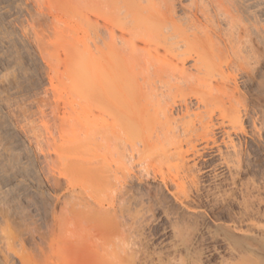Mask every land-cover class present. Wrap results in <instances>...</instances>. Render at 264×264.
I'll return each mask as SVG.
<instances>
[{
  "label": "bare ground",
  "instance_id": "bare-ground-1",
  "mask_svg": "<svg viewBox=\"0 0 264 264\" xmlns=\"http://www.w3.org/2000/svg\"><path fill=\"white\" fill-rule=\"evenodd\" d=\"M186 1L28 0L27 6L32 3L35 9L30 14L33 45L24 44L40 55L48 71L46 94L63 102L64 112L59 120L46 121V116L39 125L43 130L27 138L31 153H39L45 164L47 179H43L48 180L52 192L45 194L49 199L44 195V208L38 217L35 214V220L24 208L12 210L6 200L4 206L11 210L0 206V264H264V198L256 181V186H251L255 194L250 199L249 195L240 198L243 202H237V212L225 208L230 205L229 192L212 193L210 205L204 209L200 192H184L177 179L176 183L169 180L175 187L168 198L167 193L149 196V184L145 190L141 185L139 191H144L134 194L138 190L134 178V192L131 180L127 181L133 166L129 168L128 161L140 152H157L149 155L158 159L156 165L161 168L176 167L178 171V164H172L178 159L181 172H192L188 151L181 152L180 145L186 143L192 156L200 154L191 144L187 124L179 123L184 117L194 114L198 119L196 141L204 144L202 150L210 148L209 142L216 145L217 132L231 139L222 121L213 122L216 112L240 124L235 105L239 101L236 72L254 63L241 56L239 33L246 28L236 10L239 0ZM219 19L228 26V38L219 33ZM250 51L257 59L255 51ZM223 101L224 109L219 107ZM178 125L184 127L182 133L177 131ZM5 158L9 161L12 156ZM40 158L37 161H42ZM108 159L114 161L115 170ZM14 160L16 165L18 160ZM9 162L3 161L1 166ZM15 165L13 162L14 169ZM6 167L0 172L13 170ZM141 169L143 173L152 171ZM157 173L165 178L160 169ZM190 177L184 181L192 187L197 180ZM165 181L162 179V186L168 190L171 184ZM158 191H154L156 195ZM2 193L7 199L6 191ZM168 199L174 206L168 207ZM151 236L161 238L156 240L159 244L154 246Z\"/></svg>",
  "mask_w": 264,
  "mask_h": 264
},
{
  "label": "rangeland",
  "instance_id": "rangeland-1",
  "mask_svg": "<svg viewBox=\"0 0 264 264\" xmlns=\"http://www.w3.org/2000/svg\"><path fill=\"white\" fill-rule=\"evenodd\" d=\"M186 2H187L186 0H183V3H186ZM27 4H30V3H28V0L27 1L26 0H0V158H1L0 159V168L1 167L3 168L7 165V167L5 168V170H6L9 167V164L12 163V164H10L12 168H10V167L9 168L16 171V172L13 170L10 171L8 169L6 172L9 171V173H7V174H6V172H4L2 170L0 172V174H1L0 175L1 176L0 177V184H1L0 185V187H1L0 188V195L2 192L4 193L6 191V193H4V194L7 198V199H5V197L2 195L0 196V201H1L0 204L2 203V205H0V206H2L1 210L6 208L5 207L6 205L4 204V202L6 200V204L8 203L7 204L8 206H10L11 208L14 207L12 210H17L18 209L17 207H19L18 211H22V208H24V211H26L25 213H28L29 215L31 214V216H34L33 220H35L36 219L35 216L37 215V217H38L39 212H41V210L44 208V206H43L44 202H45L44 195L46 194V192L51 194L52 190H49L50 186H47L48 180H46V182H45V179H43L44 176L47 175L46 174L47 172H46L45 164H44L42 158H40L38 156L39 153H38V155L36 153L32 154L33 148L27 142H28V139L31 138L32 135L34 136L35 133H36L35 135H38L37 131L39 129L43 130L42 127L39 128V125L41 122H43V120L46 119V116L48 119L46 121H49V119L51 120L53 117H55L59 120V117L64 112V108H63L64 104L62 106L63 102L60 101L61 102L60 103L59 101L52 98L53 96L51 97V95H52L51 93L46 94V90L49 88L47 68L45 67V64L42 61L40 55L37 54V52L34 48L32 49V51L30 50L31 49L30 47H29L30 48L29 50H27L28 48L26 49L27 45L31 46V44L33 43V42H31L32 41V35L30 33V28L33 25V23H32L33 20H32V17L30 16V14H32V12L35 10V9H33L34 7H33L32 3H31V5H32L31 8L28 7L31 5L27 6ZM237 4L238 5H237L236 10H237L238 14L241 16V20H242V24H243L242 27L244 26L246 28L245 30L242 29L243 31L239 33V35L241 37L240 42H242L240 45V47L242 49L241 56H244L242 58H245V59L251 58V60H252L251 63H254L249 67V69H246V67H242V68L238 69L236 72L238 92H239L236 94V96H238L239 101L235 105H236L238 111L240 112L239 113L240 119L238 120V121H240V124L237 125V123H239V122H236V125H235V123L234 124L232 123L234 121L231 122L232 119L230 117H228L227 114L224 115L225 117L223 119V117L221 118V116H219L220 115L219 112H216V114L214 115V118H213V122L216 123V121L217 122L222 121V123L224 124V126H223L224 130H226V128H227L226 132H228V130H229L230 133L228 132V135H230L231 139H229V137L225 134L223 137L222 131L217 132L216 136H215V138L217 139L216 143H215L216 145L212 146L211 145L212 142H209L210 145L208 144V146L210 148L208 147L209 149L202 150L201 146L203 147L204 144L196 141V139H197L196 136L198 134L196 132H199L198 131V128H199L198 119L196 118V116L194 114H191L187 117H184V119H182L181 122H179V123L180 124L181 123L187 124V127H186V125H183V124L182 125L184 127L188 128V130H189L188 134L192 135V137H193L192 138L190 136L191 140H192L191 144L192 145L195 144L196 149H198L199 154H200V155L192 156L193 150L190 149V147L188 145H186V143H182L180 145L181 146V152L184 153V152L188 151L187 157L191 158L189 164L191 166L193 164V166H192L193 168L191 167L192 172H189L188 174L186 171L184 172V170H183L184 173L181 172L180 171L181 167L179 168L178 159H176V161L172 162V164H174V163H175V165L178 164V171L176 170L177 169L176 167H175V170L174 169L171 170L170 167L167 168L168 166L166 167L167 169L171 170L172 172L168 171L165 167L163 168V166H162V168H163L162 169L160 166H158L159 164L156 165V161L158 162V159H156V157L150 156V155L156 156L157 152L156 153L152 152L151 154L149 153L150 155L148 154V152H146L149 156H147L146 153H142V152H140L141 153L140 155H138L137 153H134V156H133L134 158L133 157L130 158L131 160L127 159L128 157L126 158L127 161L130 160V161H128L130 164L129 168H131L130 167L131 165H133L132 168L135 166L136 167L139 166L138 168H135V169L131 168L130 169V172L132 173V175H130L129 176L130 179L127 180L129 182L130 180L132 181V179L134 178L135 185L137 184L136 186H138V187H136L134 185V182L132 181L133 182V184H132V182L130 181V183H131L130 186L132 185L133 187H136V189L138 188V190H136V189H133L131 186V188L133 189V190L131 189L132 192H134V190H136L135 191L136 193H134V194L142 193L145 190V188L147 187V184H149L148 188L146 189V191H148V189L150 190L148 193L149 196L150 195L151 196H164V193L165 194L167 193V195H165V197L167 196L166 198H168L169 193L172 192L173 188L175 187V184H173V183H176V181L179 180L178 183H176V184H183L184 192H187V189L189 190L188 193H191L193 195H194L193 192L196 189L198 190V192L196 194H198L200 192L198 194V196H200V195L202 196V197L200 196V198L202 199L201 200L202 201L201 206H204V209H206V208L208 209V204L210 205L209 202L212 198V195H217L218 193L220 194V192H221V194L223 192H224V194L225 193L227 194L229 192V195L231 193V195H230L231 198L229 199L230 201L228 200L230 202V205L227 204L225 208L229 209V210L232 209L231 211L237 212L239 210V205H237V202L242 203L243 202L242 199H245L246 195H249V196H247V199L248 198L250 199L255 194L254 189L251 186H256L255 182H254V181H256L257 186L261 185L260 186L261 188L260 187L259 188L261 189V192H262L261 195L263 194L262 197L264 198V184H262V183H264V0H239ZM27 9H29V11ZM221 20H223V19H219V21H220L219 23H221L220 28L222 27L221 28L222 32L219 30V33L221 35L225 34L226 37L228 38V35L230 36V31L228 29L227 24H225ZM24 30H26L28 33H26V31H24ZM23 31H24V33H26V36H25V34L24 35L22 34ZM28 34L31 35V37L29 38L30 41H27V39H28L27 35ZM237 36H238L237 33L232 34L233 40L235 39V41H236ZM226 37H224V39ZM24 43L27 45H25ZM28 43H30V44H28ZM250 48H252L255 51L254 52L255 58H257V59H253V54L250 53L251 52ZM25 52H28L29 54L25 53ZM19 56L22 59H20ZM17 57H19L18 59H20L21 62H20V60L18 61ZM17 62H19V63H17ZM17 64H19V65H17ZM21 68L24 70L26 69V72L22 70L25 73V76H23L24 73L21 71ZM223 68L224 67H222V69ZM27 69H28V71H27ZM246 71H249V72H246ZM18 75H20V76H18ZM11 80H13V83H12V86L10 87V85H11L10 83L12 82ZM30 88H31V90H30ZM43 92H45V96H44ZM48 96H50L51 98H48ZM46 100H48V101H46ZM44 101H46V103ZM224 101L222 103H219L220 106L217 104V107L219 106L220 108H222L223 105H225ZM58 102H59V104H58ZM43 103H45V104H43ZM217 107H216V109H217ZM219 107H218V109H219ZM223 109H224V107H223ZM41 115L44 116V119ZM19 116H20V118H19ZM218 116H219V118H217ZM23 117H25V118L28 117V118L25 119ZM27 120H28V123H24V122H27ZM26 124H27V126H26ZM29 124H31V125H29ZM182 125H178V128L175 126L179 133H182V129L184 128ZM188 125L189 126L191 125V126L189 127ZM193 125H194V127H193ZM29 126H31V127H29ZM21 127H23V128H21ZM30 129H31V131H30ZM40 130H39V132H41ZM22 134H23V136H22ZM225 136H227L228 138ZM194 137H195V139H194ZM181 139H183V137ZM227 139H229V140H227ZM230 141H231V143H230ZM228 142L232 145H229ZM30 147H31V150H30ZM127 148L129 149V151H127L126 154L130 152V148L128 146H127ZM189 149H190V151H189ZM210 149H212V150H210ZM218 150H220V152ZM129 154H127V155H129ZM135 154H136V156H135ZM145 154H146V156H145ZM10 155L12 156L13 160L15 158H17V160H18L17 162H19L20 165L19 164L17 165V162H16V165H17V167H20V168L23 167L22 168L23 171L21 170L22 173L18 172V170L20 168H17V167H16V169L13 168L12 165H13V162L15 165V160L13 161L10 158L11 157ZM4 157H6V158L8 157L7 160L11 159V160H9L10 162L5 161ZM38 157L42 161H37V160H39ZM108 160L109 161H107V163L111 167L113 166L112 168L114 169L115 166H114V164H112V163H114V161L110 160V159H108ZM126 160L124 159L125 162H127ZM3 161H4V163L9 162V164H6L5 166H3V165L1 166V164H3ZM149 161H152V162L149 163ZM38 162H39V164H38ZM41 162L44 164L43 167L40 165ZM227 163L228 164L230 163V164L227 166ZM115 164H116V162H115ZM126 164L128 165V163H126ZM151 164H153V166L156 168H154L152 166L150 168L151 169L154 168V169H156V171L154 169H152V171L151 170L147 171L148 169H150L148 167ZM38 165H39V167H38ZM57 165L55 168H57V169H58V167L60 168V165L59 164H57ZM127 165L125 167H127ZM147 165H148V167H147ZM24 167H26V169H24ZM141 167L144 168L145 170H146L145 167H147V170H146L147 172L145 170L141 169ZM229 167H230V169H229ZM139 168L141 170L145 171L146 173H143L142 171L140 172ZM172 168H174V165ZM159 169L161 171V174H163L165 176V178H167L166 181H168V183H166L165 178H163L162 175H161L162 177H160V174L157 173V172H159ZM134 170L139 175L142 173L139 176L141 178L137 177L138 174L136 175ZM138 170H139V172H138ZM163 170H164V172H163ZM24 171H25V174H24ZM44 172H45V174H44ZM3 173H5L4 176H3ZM18 173L19 174L21 173L20 174L21 178H20V175L18 176ZM133 173L135 174L136 177L134 176ZM155 173L158 176L155 175ZM12 174H14V175H12ZM26 175H29V176H26ZM147 175H149V176L147 177ZM22 176H24V177L22 178ZM25 176L27 178H25ZM153 176H155V177H153ZM156 176L160 180H158ZM189 176H191L190 178H192V179L196 178L195 180H197V181H195V184L197 182V184H198V185H196L197 188H195V184H193L192 187L194 189H191L192 184L189 183L188 181H184L185 180L184 178H186L188 180ZM192 176H194V177H192ZM46 177L47 176H45V178ZM142 177H144L145 179L143 180ZM233 177H234V180H233V182H231ZM161 178L164 179L165 184H168V185L171 184L168 187V190L165 189L164 186H162L163 182H162ZM214 178H215V180H214ZM23 179H25V180H23ZM34 179L36 180V182L34 181ZM173 179H175V182L173 181V183L171 182L169 184V180L172 181ZM137 180H138V182H137ZM142 180L144 182H146L145 183L146 186L144 185V182ZM152 180H153V183H152ZM21 181H23V182H21ZM189 181L191 182V179ZM185 182H187V183H185ZM36 183H37V185H36ZM156 183H158V184H156ZM184 183L188 184L189 186H187V185L185 186ZM233 183H234V185H232ZM141 185H142V187H141ZM172 185H174V186H172ZM38 186L40 187V189ZM161 186L163 189L161 188ZM226 186H228V187H226ZM231 186L233 187V190H232ZM239 186H241V188ZM6 187H8V188H6ZM140 187H141V189H143L144 187L145 188L143 191H141V189H140V191H141L140 192L139 191ZM157 187L158 188L160 187V189H158ZM170 187L172 188L171 191H170V189H171ZM242 188H244V189H242ZM245 188L248 190V192H249V190L251 192L245 193V192H247V190ZM251 188H252V190H251ZM7 190L9 191V194H8ZM46 190H48V191H46ZM158 190H160V193L163 192L162 193L163 195H160ZM240 190H242L243 192L242 191L240 192ZM154 191H156V192L158 191L159 194L157 193V195H156V192H154ZM151 192L153 193V195L151 194ZM146 193L147 192H144V194H146ZM154 193H155V195H154ZM241 193H244L245 195L244 194L242 195ZM233 194L235 197H233ZM48 195L47 196L45 195L46 196L45 198L49 199L50 195H49V198H48ZM28 196H29V199H28ZM209 196H210V198H209ZM25 197H27V198H25ZM1 198H4L3 201ZM240 198H242V199H240ZM26 199H28V200H26ZM235 199L238 201H236ZM7 201H9V202H7ZM22 201H23V203H22ZM27 201H28V203H27ZM37 201H39V202H37ZM17 202H18V204H17ZM169 202H171V201L169 200ZM204 202L206 203V206H205ZM234 202L236 203L237 206L235 205ZM30 203L32 205H30ZM39 204H41V205L39 206ZM27 205L28 206L30 205V206L28 207ZM37 205H38V207H37ZM171 205L174 206V203H172V202H171V204L168 203V207H171ZM248 205H251L250 202ZM15 206H17L16 207L17 209H15ZM175 206H177V205H175ZM10 207H8V208L11 210ZM20 207H21V210H20ZM27 207L29 209H27ZM31 207H33V208H31ZM8 208H6V209L9 210ZM174 209H176V207H173V210ZM27 210H29V211H27ZM153 232L151 234L154 235ZM146 233L148 234V232H146ZM155 237H158V236H155ZM152 238H153V240H151V241H153V242H151V243L154 246L159 241L158 239L161 240V238H154V237H152ZM156 240H158V241H156ZM158 244H159V242H158Z\"/></svg>",
  "mask_w": 264,
  "mask_h": 264
}]
</instances>
